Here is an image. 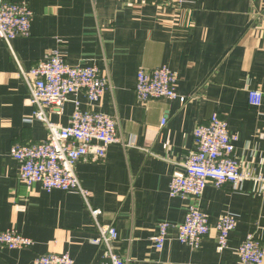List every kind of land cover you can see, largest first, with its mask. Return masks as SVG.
<instances>
[{
    "label": "crops",
    "instance_id": "1",
    "mask_svg": "<svg viewBox=\"0 0 264 264\" xmlns=\"http://www.w3.org/2000/svg\"><path fill=\"white\" fill-rule=\"evenodd\" d=\"M33 11L31 34L0 38V230L14 229L34 240L31 248L0 246V264H34L51 252L69 253L73 264H96L102 249L83 197L44 190L19 177L11 156L15 143H39L48 137L32 113L28 89L17 61L29 70L59 49L72 65H97L108 72L114 89L100 109L118 116L127 146L115 144L102 161L83 159L77 174L91 192L90 204L102 210L100 222L119 232L116 249L129 264H243L238 247L249 234L264 244V184L247 179L239 189L210 184L201 206L211 229L199 248L177 239L189 200L170 195L172 175L182 170L193 147L195 128L217 112L237 136L235 155L243 171L264 172V0H9ZM166 65L177 76V91L188 99L140 102L135 94L141 68ZM251 90L263 93L251 105ZM71 97L64 112L49 113L67 126L75 109ZM81 108H90L84 94ZM167 122L162 126V120ZM232 213L237 226L229 248L218 249L217 223ZM172 224L163 249L155 246L159 222Z\"/></svg>",
    "mask_w": 264,
    "mask_h": 264
},
{
    "label": "built area",
    "instance_id": "2",
    "mask_svg": "<svg viewBox=\"0 0 264 264\" xmlns=\"http://www.w3.org/2000/svg\"><path fill=\"white\" fill-rule=\"evenodd\" d=\"M161 1L183 4L185 0ZM33 16V11L24 2L0 0V38L11 48L14 39L28 37ZM17 65L19 76L28 89L29 104L33 107L26 121L40 120L48 129V137L42 142L11 146L10 154L19 163L20 179L27 184L39 183L48 192L63 190L80 194L97 229L92 243L102 249V257L96 264H129V252L120 254L116 249L117 228L100 222L102 210L91 206V192L83 186L76 171L79 161L86 158L102 161L112 145L128 144L119 133L118 116L100 109L104 94L114 89L111 75L97 65L69 64L59 49L50 51L29 70L18 61ZM177 81L176 74L166 65L151 70L141 68L135 86L136 97L143 103L154 99L186 102L188 98L177 91ZM80 94L87 97L90 108H81ZM72 96L75 97V109L69 124L63 126L51 121L49 113L62 114ZM249 101L251 105H261L263 93L251 90ZM166 122L164 118L161 125ZM193 141L182 170L172 175L169 191L172 197L189 200L184 221L177 225V239L197 249L211 229L200 202L206 188L210 184L217 188L229 185L236 190L247 179L264 184V172L255 176L243 171L235 155L237 136L230 132L227 120L217 112L195 128ZM171 226L169 222H159L154 238L157 249H163ZM236 226L237 218L232 213L225 214L218 221L220 251L229 248L230 234ZM34 245V240L17 230H0V246L24 249ZM238 253L243 264H264V244L254 234L247 236L238 247ZM34 264H73V258L67 252H51L36 256Z\"/></svg>",
    "mask_w": 264,
    "mask_h": 264
}]
</instances>
